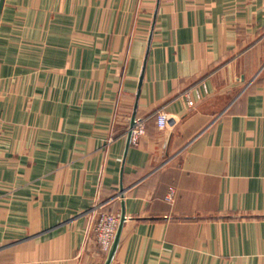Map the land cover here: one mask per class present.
<instances>
[{
  "label": "crops",
  "instance_id": "0c3cea01",
  "mask_svg": "<svg viewBox=\"0 0 264 264\" xmlns=\"http://www.w3.org/2000/svg\"><path fill=\"white\" fill-rule=\"evenodd\" d=\"M0 264H264V0H4Z\"/></svg>",
  "mask_w": 264,
  "mask_h": 264
},
{
  "label": "built area",
  "instance_id": "2783aa9c",
  "mask_svg": "<svg viewBox=\"0 0 264 264\" xmlns=\"http://www.w3.org/2000/svg\"><path fill=\"white\" fill-rule=\"evenodd\" d=\"M190 106H194V102L190 101ZM166 118L164 115L159 116V127L166 128ZM131 140L133 143H138L139 140L146 133V124L142 119H134L131 126ZM175 190H171L167 195L168 201H173ZM127 221L125 217L124 222ZM122 217L112 213H100L95 219L93 227L91 229L100 249L103 253L108 254L112 251L120 225Z\"/></svg>",
  "mask_w": 264,
  "mask_h": 264
},
{
  "label": "water",
  "instance_id": "95a60500",
  "mask_svg": "<svg viewBox=\"0 0 264 264\" xmlns=\"http://www.w3.org/2000/svg\"><path fill=\"white\" fill-rule=\"evenodd\" d=\"M3 4H4V0H2V3H1V7H0V14H1V11H2V8H3ZM131 132H130V140H131ZM125 215H123V217H122V222H121V225H120V228H119V230L121 229V227H122V225H123V223H124V220H125Z\"/></svg>",
  "mask_w": 264,
  "mask_h": 264
}]
</instances>
